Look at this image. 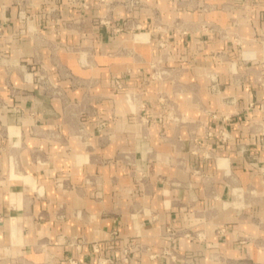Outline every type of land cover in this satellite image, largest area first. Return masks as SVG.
Wrapping results in <instances>:
<instances>
[{
  "label": "crops",
  "instance_id": "crops-1",
  "mask_svg": "<svg viewBox=\"0 0 264 264\" xmlns=\"http://www.w3.org/2000/svg\"><path fill=\"white\" fill-rule=\"evenodd\" d=\"M85 2L0 0V264H264V0Z\"/></svg>",
  "mask_w": 264,
  "mask_h": 264
},
{
  "label": "built area",
  "instance_id": "built-area-1",
  "mask_svg": "<svg viewBox=\"0 0 264 264\" xmlns=\"http://www.w3.org/2000/svg\"><path fill=\"white\" fill-rule=\"evenodd\" d=\"M252 1H259V0H252ZM72 2L74 4H80L82 8L87 9L88 5L86 4L85 0H72ZM100 3L102 4H107V0H99ZM135 8H143V6L140 3L137 2H130L128 5V9L132 10ZM19 20L20 23L22 24V29L20 30V34L21 35H26L29 37L34 36L37 33V28L33 23V19L31 17V15L26 11V9L24 7H21L20 12H19ZM54 22L56 23V19L54 20ZM55 23L52 25L53 30L57 31L56 25ZM158 24V28L161 30L162 27L164 26L166 28V25H164L162 22H157ZM99 24L101 27H104L108 34L111 36H117L118 34L122 33L123 31L127 30L130 28L129 26V21H124L122 24L116 25L112 22V20L108 17H103L99 20ZM2 28L0 27V34H1ZM164 31V30H161ZM159 46L161 48H164L166 46V42L164 40H161L159 42ZM40 80L42 82L48 83L49 79L47 78L46 75H40ZM117 85H120L119 81L116 82ZM211 90L216 92V93H220V85L218 83H214L211 86ZM250 108H255V103L250 104ZM264 129V126H262ZM261 127V128H262ZM255 128H258L257 125L255 126ZM262 139H261V146L264 148V132H262ZM218 137L222 142H228L231 140V134L230 131L225 127H221V129L219 130L218 133ZM242 152H245V148H241ZM250 165L255 168L258 169L262 175H264V166H261L259 164V161L256 157H252L251 158V162ZM0 222H1V217H0ZM182 233H179L178 231L173 230L171 227H168L164 230V236L169 239L170 241H175ZM117 235V232L113 231L112 236L113 238H115ZM67 242L71 245L75 244L73 242V238H68ZM78 246V245H77ZM92 250L95 253L99 252V246L98 244L94 243L92 244ZM169 249H165L163 254L164 255H169ZM69 264H79V262L74 259L73 257H68L67 259ZM125 261H128V258H125ZM108 261H100L99 264H107Z\"/></svg>",
  "mask_w": 264,
  "mask_h": 264
},
{
  "label": "rangeland",
  "instance_id": "rangeland-1",
  "mask_svg": "<svg viewBox=\"0 0 264 264\" xmlns=\"http://www.w3.org/2000/svg\"><path fill=\"white\" fill-rule=\"evenodd\" d=\"M156 73V72H155ZM105 126V123L104 122H102V121H100L99 123H98V128H99V130L101 129V128H103ZM2 131H3V129H2V127H0V133H2Z\"/></svg>",
  "mask_w": 264,
  "mask_h": 264
}]
</instances>
